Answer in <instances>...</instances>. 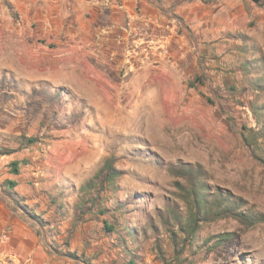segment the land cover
<instances>
[{"label": "rangeland", "instance_id": "rangeland-1", "mask_svg": "<svg viewBox=\"0 0 264 264\" xmlns=\"http://www.w3.org/2000/svg\"><path fill=\"white\" fill-rule=\"evenodd\" d=\"M109 6L94 23L75 0H0V150H13L0 156V264H262L264 138L240 133L264 117V0H157L151 30L137 6L113 25ZM107 159L117 193L79 214L77 189ZM182 167L244 218H199L184 252L165 225L190 214ZM6 180L41 227L12 210ZM127 227L128 251L115 248ZM222 233L230 244L201 249Z\"/></svg>", "mask_w": 264, "mask_h": 264}, {"label": "trees", "instance_id": "trees-1", "mask_svg": "<svg viewBox=\"0 0 264 264\" xmlns=\"http://www.w3.org/2000/svg\"><path fill=\"white\" fill-rule=\"evenodd\" d=\"M153 3L156 5L157 0H152ZM251 2L258 4L260 0H250ZM264 84V83H263ZM264 87V85L262 86ZM259 87V88H262ZM255 124L260 126V129L257 131H250L243 129V132L240 133V136L242 139L246 142H248L249 146H256V142L259 138H264V117H261V114L255 113L254 114ZM246 130V131H244ZM28 142L31 144L33 142L31 139L28 140ZM257 148V147H256ZM13 150L11 149H5L1 148L0 150V156L8 155L12 153ZM18 162L13 161L11 163L12 167V173L18 174ZM181 174L182 176H187L190 185L187 189L183 191L182 197L185 198V200L190 204V214L186 221H182L180 217L173 211H167L168 215L170 216V219L173 218L175 223H171L172 227L165 223L168 229V233L175 238L178 234L179 239L182 243V245L186 246L182 252H184L187 248V251H191L189 248L194 244L193 237L198 231V222L199 218L203 222H207L210 220H216L221 219L229 216H234L236 218H240V220H244L243 214L238 213L236 209L238 208L237 202L235 199L233 200L230 196H227L223 194L220 190L208 193V189L206 184L200 180L199 178V170L193 171L189 168H181ZM119 176V172L114 168L113 162L110 159L105 160L103 165L99 168V170L94 174L92 178L84 182L79 186L77 189V192L80 194V198L82 196V199L80 203H76L74 206H76V212L79 214H83L85 210V205L89 204V207L87 208L90 212H97L96 205H98L100 200L103 197V193H110V194H116V188L117 185L115 184L116 178ZM17 186V183L12 180H6L3 183V191L1 190L3 196L7 198V200L11 204V208L13 211L17 212L20 215L25 216L32 222L35 226L38 228L41 227L42 223H45V219L43 218V215H40L42 213L36 212L35 209H32L28 205V200L25 198L20 197L14 190ZM212 191V190H210ZM83 197L86 198V200L83 202ZM59 198L58 197H52L49 201V203L52 206H55V209L61 210L62 206L61 203H58ZM119 205V204H117ZM124 208V206L119 205L116 209V214L120 216V212L118 210ZM82 211V212H81ZM118 211V212H117ZM99 213H101L99 211ZM103 213V212H102ZM256 221H260V219H255ZM105 230L107 231H113V227L111 225H108V223H105ZM135 229H130L127 227L125 229V239L117 240L118 243H116L115 248H120L127 250V241H129L131 238H133V231ZM232 240V234L222 233L215 236H212L211 238H208L204 241L201 249L204 248L207 244L213 242L215 245H220L223 243L230 244ZM128 251V250H127ZM182 254V253H180ZM69 258L75 259V260H81L79 257H76V255L69 254ZM124 264H138V262H135L134 259H128ZM264 264V262L262 263Z\"/></svg>", "mask_w": 264, "mask_h": 264}, {"label": "crops", "instance_id": "crops-1", "mask_svg": "<svg viewBox=\"0 0 264 264\" xmlns=\"http://www.w3.org/2000/svg\"><path fill=\"white\" fill-rule=\"evenodd\" d=\"M75 1L79 3L84 13H89V11H91L92 13L91 18L86 19L89 20L90 22H94V23L95 21L97 22L99 18V10L101 8V4H104V6H109V5L111 6V7L109 6L108 9L110 10V12H112L109 15V18L111 19L113 25H115V23L121 19V16H116V13L118 11L120 12L119 13L120 15H123L122 21L126 20L125 15H127V18L129 20H131L132 18L131 16L133 15L132 13L134 12L133 6H137L139 8V13L141 15L140 19L143 20L147 25H149L148 27L150 30H151L150 27H152V29H156L158 26L161 27V25L162 27H164L162 23H159V21L161 20L159 19L160 18L159 8L156 7V5L153 3L152 0H75ZM118 1H120V3H118ZM151 32L153 33V31ZM164 38L166 37L164 36ZM143 41H144L143 39H139L138 44L139 45L144 44L142 43ZM97 42L100 44L99 41ZM164 52H166V50H164Z\"/></svg>", "mask_w": 264, "mask_h": 264}]
</instances>
